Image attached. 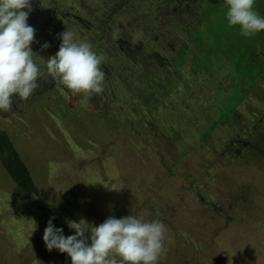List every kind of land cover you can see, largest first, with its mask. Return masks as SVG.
Masks as SVG:
<instances>
[{"label": "rangeland", "instance_id": "obj_1", "mask_svg": "<svg viewBox=\"0 0 264 264\" xmlns=\"http://www.w3.org/2000/svg\"><path fill=\"white\" fill-rule=\"evenodd\" d=\"M123 1L79 0L76 14L87 18L90 13L93 18L123 23L127 35L140 39L137 29L128 27V22L135 15L145 17L147 6L152 11L153 4L147 2L144 6L145 0H139L135 9H123L118 6ZM183 1L177 12L186 13L183 19L190 25L200 0H187L188 4L181 7ZM158 9L162 12H155L156 18L146 12L150 23L164 19L163 10ZM226 14L213 19V31L227 19ZM262 31L248 38L234 31L227 43L233 48L215 52L210 61L202 60L195 74L189 59L176 67L180 63L178 57L174 60V51L180 47L177 39H170L167 47H159L161 60L152 61L156 66L142 62L139 67L145 81L149 74L151 81L154 77L160 84L158 95L149 89L130 102L137 109L145 106L142 110L148 128L140 118L134 119L133 133L123 138L109 131L93 141L86 137L85 147L79 149L75 147L80 142L75 129L57 125L64 140L50 135L49 125L59 121L49 117V109H28L19 104L13 114L24 115L25 131H30L23 142H16V147L24 149L27 160L34 161L36 158L29 156L33 141L44 145L37 148L38 163L27 165L39 172H33L31 181L21 187L7 177L4 164L9 157H0V264H71L66 253L55 249L49 252L43 242L50 218L54 217V227L62 228L67 237L75 234L67 220L76 218L79 222L84 218L98 226L109 216L119 219L129 215L158 220L166 226L167 253L158 264H181L184 259H188L187 264H264ZM148 42L149 38H145L136 44L145 43L142 50L148 52L155 47L148 48ZM254 50H258L256 59L262 61L258 70L261 75L255 81L241 80L229 58L237 61ZM36 63L41 68L38 79L46 80L49 75L42 70L46 64ZM131 77L139 85L144 83L140 75ZM43 85L41 97L35 102L43 103L49 90L56 89L51 83ZM71 96L78 97L77 93ZM71 96L68 100L74 101ZM124 101L120 99L129 113L131 105ZM8 118L0 110L1 128L6 127ZM64 145L69 154L62 148ZM183 149L189 152L183 155ZM145 201L154 205L158 216H145Z\"/></svg>", "mask_w": 264, "mask_h": 264}, {"label": "trees", "instance_id": "obj_2", "mask_svg": "<svg viewBox=\"0 0 264 264\" xmlns=\"http://www.w3.org/2000/svg\"><path fill=\"white\" fill-rule=\"evenodd\" d=\"M77 1L79 0H31L32 11L27 21L35 29V42L31 45V48L38 55L35 57V60L41 65L46 64L45 60L55 55L59 50L61 44L60 34L66 31V29L71 30L77 41L88 42L97 55H103L105 57L100 66L101 70L105 73V80L103 82L104 91L101 94H92L91 96H86L84 93H77L78 97L74 98L71 96H75L74 92L61 85L58 81H53L48 76L46 80L38 79L37 83L40 87L27 101L21 102L17 95H13L12 109L6 112V115L9 116L6 127H0V157H9L7 158L10 160L5 159L4 164L7 177L10 182L18 183L20 187L31 181L30 177L33 172H39L38 169H30L27 165L38 163L39 159L37 155L39 156L40 153L37 148L44 145V143H38L37 140L33 141L34 149L29 153V156L31 159L36 158L34 161L27 160L24 149L16 147V142L18 140L23 142L24 137L30 131V129L25 131L27 120L24 115L13 114V111L19 104L25 105L28 109H49L47 113L49 117L53 118V120L55 117L59 121L58 124L52 121L49 125L50 135L59 136L64 140L58 134L56 126L62 125L75 129L80 138V142L75 147L79 149L85 147L84 139L86 137H90V140L93 141L101 134L106 136L109 131L116 132L119 135L118 138H123V136L133 133L131 125L134 119L140 118L141 123L144 124V128H148L145 124V111L142 110L145 106L137 109L130 102L131 100L137 99L141 93H145L149 89L154 90L153 93L158 95L159 88L157 85L160 84L154 80V77L151 81L149 74L146 77L147 81H145V75H143L139 67L142 62L155 65L153 62L156 59L158 61L161 60L158 55L159 47H167L166 44L170 39H177L180 47L174 51V60L178 57L180 63L176 67L181 66L185 59H189L191 61L190 68L195 74L201 68L199 63L202 60L210 61L213 58L211 55L215 54V52H226L233 48L232 44L227 43H230V39L233 38L232 33L234 31L240 32L241 34L240 27H230L227 19L218 23L217 28L214 31L212 30L213 19L215 17L221 18L223 16L222 14H226L228 11L225 0H200L199 7L193 12L196 16H192V22L189 21L191 23L190 25H186L185 23L188 21H184L183 19L187 14H179L177 12L178 4L182 0H145L146 3L144 6H146L147 2L153 4L152 11L151 6H147L148 9L145 11V17L135 15L127 25L132 29H137L138 36L140 37L137 40H135V35L130 36L125 33V24L123 23H117V21L112 22V19L107 18H93L90 13L87 14V18L86 16H78L76 13L80 8L76 3ZM257 1L255 0L254 9L261 17H264V0H261L259 3ZM119 3L118 6L122 5L123 9H135L139 0H125ZM129 3L131 4L127 6ZM109 4H112V7L115 6L113 2H109ZM187 4L188 1L184 0L181 7H185ZM159 7L164 12V19H157L159 21L150 23L148 21V15L150 14L151 17L156 18L157 14L162 12H158L160 10L158 9ZM147 11L152 13H148L147 15ZM70 25L71 27L73 26L72 29H70ZM117 28L119 29V38L113 39L114 30ZM261 33H264V31ZM145 38H149L148 48L151 45H155L148 52L142 50L145 47V43L143 45L136 44L141 40H145ZM223 40L225 41L223 42ZM45 43L49 47L46 50H42V45ZM226 45H229V47L226 48ZM130 47L131 49H129ZM169 47L171 48V44H169ZM138 50L141 51V54L137 52ZM256 51L258 50L247 52L244 58L237 61L229 58V63L235 70L237 76L242 78L241 80L255 81L254 78L256 79V77L261 75V72H258V70L260 69L259 62L261 63L262 61L260 58L256 59ZM40 52L42 54L41 56L39 55ZM247 58V63L243 65L242 62ZM240 68L244 69L245 73H242ZM160 69L162 70L161 67ZM42 70L47 71L46 68ZM139 75L144 80L142 85L133 82L131 77H137ZM44 82L46 84H53L56 89L52 88L49 90L50 95L43 100V103L40 101L35 102V100L41 97ZM70 96L74 101L68 100ZM170 96H165V98ZM121 98L125 99L124 103H130L132 109L129 113L126 112L120 102ZM162 98L157 97L159 100ZM233 111L234 109L231 110V113ZM129 114L133 118L128 116ZM31 115L34 116V112ZM147 123L150 126V120ZM139 132L140 129H137V133ZM209 132L203 134V139L206 138ZM62 148L69 154L65 145ZM188 152V149H183L182 154L185 155ZM26 162L31 164H27ZM167 169L170 168L167 167ZM187 178L184 177V179ZM190 181L192 182L193 179L190 178ZM153 210L154 205L150 201H145V216L147 218L151 215H159L157 211ZM75 221L77 222L76 218ZM187 263L188 259H184L181 262V264Z\"/></svg>", "mask_w": 264, "mask_h": 264}, {"label": "clouds", "instance_id": "obj_3", "mask_svg": "<svg viewBox=\"0 0 264 264\" xmlns=\"http://www.w3.org/2000/svg\"><path fill=\"white\" fill-rule=\"evenodd\" d=\"M225 3L228 25L239 26L243 37L264 30V17L255 11V0ZM31 11V0H0V110L4 112L12 109L14 94L25 102L40 87L37 81L41 68L35 60L38 55L31 48L35 29L27 23ZM118 34L117 28L113 39H118ZM60 38L58 52L45 60L48 75L72 92L101 94L105 73L100 66L105 57L97 55L88 42L77 41L69 29ZM48 47L45 43L42 50ZM53 219L44 229L43 242L49 252L55 249L66 253L71 264H158L167 253V228L158 220L147 221L134 215L119 219L109 216L98 226L84 218L79 222L67 220L75 234L65 237L62 228L54 227Z\"/></svg>", "mask_w": 264, "mask_h": 264}]
</instances>
